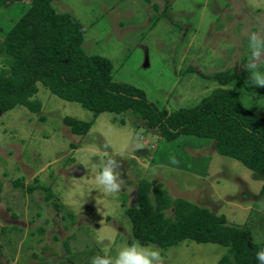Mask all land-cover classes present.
<instances>
[{
	"label": "rangeland",
	"instance_id": "374dc122",
	"mask_svg": "<svg viewBox=\"0 0 264 264\" xmlns=\"http://www.w3.org/2000/svg\"><path fill=\"white\" fill-rule=\"evenodd\" d=\"M52 5L83 23L84 51L110 58L115 81L142 88L158 106L174 111L196 105L219 86L208 76L229 69L237 79L228 86L264 116V87L252 86L242 67L248 34L264 35V0H52ZM28 7L21 1L0 8V38ZM37 85L39 111L19 105L0 112V256L6 264L16 252V264H59L70 233L75 238L68 242L83 249L80 255L114 256L131 236L124 209L137 205L143 178L161 182L172 197L249 227L251 241H264L263 179L218 153L213 139L179 134L168 140L128 113L93 117L79 103ZM65 115L92 125L84 134L74 133ZM109 158L119 165L120 190L106 194L95 176ZM53 202L62 204L60 211ZM98 237L111 242L105 239L102 248ZM150 246L160 249L165 264H215L227 250L192 240L167 249ZM73 264L90 263L74 258Z\"/></svg>",
	"mask_w": 264,
	"mask_h": 264
},
{
	"label": "trees",
	"instance_id": "16d2710c",
	"mask_svg": "<svg viewBox=\"0 0 264 264\" xmlns=\"http://www.w3.org/2000/svg\"><path fill=\"white\" fill-rule=\"evenodd\" d=\"M21 1L29 2V7L0 38V112L19 105L39 111L41 101L35 95L41 83L58 97L79 103L93 117L105 111L128 113L168 140L179 134L211 138L218 153L237 159L263 179L264 193V116L247 107L237 90L228 86L237 79L236 73L225 69L209 75L219 86L196 105L169 111L150 101L142 88L115 81L110 58L84 51L83 23L70 12H58L52 0H0V8ZM63 122L77 134L92 125V120L73 115H65ZM136 200L137 205L124 209L132 229L128 244L138 241L167 249L186 240L211 242L227 247L215 264H258L255 253L264 241H251V229L230 223L225 214L172 197L161 182L145 178L137 184ZM53 205L61 210V203ZM73 237L75 233L66 237L67 253ZM79 252L70 256L90 263V257L97 255ZM0 264H6L1 256Z\"/></svg>",
	"mask_w": 264,
	"mask_h": 264
},
{
	"label": "clouds",
	"instance_id": "9594fccd",
	"mask_svg": "<svg viewBox=\"0 0 264 264\" xmlns=\"http://www.w3.org/2000/svg\"><path fill=\"white\" fill-rule=\"evenodd\" d=\"M248 55L246 62L242 66L249 74L250 84L252 86L264 87V35L260 32H250L247 37ZM95 167V165H93ZM119 165L111 158L107 161H101V166L95 176L103 192L106 194L117 193L120 190V178L117 171ZM111 242V237H98L97 242L101 247H106L104 240ZM255 259L258 264H264V247L259 248L255 253ZM90 264H165L160 249L141 245L138 241L121 246L115 255H93L90 257Z\"/></svg>",
	"mask_w": 264,
	"mask_h": 264
},
{
	"label": "crops",
	"instance_id": "0c3cea01",
	"mask_svg": "<svg viewBox=\"0 0 264 264\" xmlns=\"http://www.w3.org/2000/svg\"><path fill=\"white\" fill-rule=\"evenodd\" d=\"M69 245H70V248H71V252L70 253H77L76 248H74L70 243H69ZM81 250H83V249H81ZM81 250H79V251H81ZM70 253H67L66 248H65V255L63 256V258L59 259V261H58L59 264H65L64 261L66 262V264H73L74 258L72 259V257L70 256ZM19 255H20V252H16V255H14L15 257L13 256L12 259H10V261H8V264H16L18 262V260L20 259ZM36 262H37V264L38 263L40 264V262H38V261H36Z\"/></svg>",
	"mask_w": 264,
	"mask_h": 264
}]
</instances>
